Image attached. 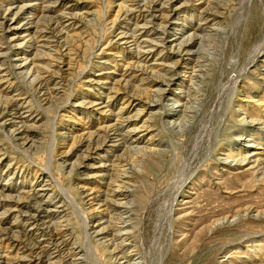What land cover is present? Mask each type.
Masks as SVG:
<instances>
[{
    "label": "rangeland",
    "instance_id": "374dc122",
    "mask_svg": "<svg viewBox=\"0 0 264 264\" xmlns=\"http://www.w3.org/2000/svg\"><path fill=\"white\" fill-rule=\"evenodd\" d=\"M186 1L0 0V97L15 100L0 105V127L18 114L28 128L13 143L10 122L0 131V248L39 239L23 221L39 205L37 215L51 210L67 241L50 264H264V50L234 94L227 86L264 35V0ZM171 14L180 30L167 33L176 43L191 39L190 59L172 70L168 47L138 60ZM161 52L168 72L152 74ZM190 67L200 71L191 82ZM158 76L173 79L167 100L151 94ZM99 99L107 108L89 107ZM122 120L127 131H147L124 130L123 146L146 151L111 166L121 151L102 144L100 127L113 131ZM88 134L102 144L94 154L82 142ZM49 157L56 185L42 168ZM190 166L198 167L167 218L174 178ZM101 200L109 206H94Z\"/></svg>",
    "mask_w": 264,
    "mask_h": 264
},
{
    "label": "bare ground",
    "instance_id": "6f19581e",
    "mask_svg": "<svg viewBox=\"0 0 264 264\" xmlns=\"http://www.w3.org/2000/svg\"><path fill=\"white\" fill-rule=\"evenodd\" d=\"M152 1V0H151ZM168 1V0H167ZM171 1V0H170ZM174 1V0H173ZM176 1V0H175ZM190 0H187L186 2L184 3H188ZM47 2V1H46ZM201 2L204 4V5H207L210 7V3L208 0H201ZM212 5L214 4L211 3ZM215 4H219V3H215ZM214 4V5H215ZM148 5V4H147ZM241 6V3L240 5ZM152 7V6H151ZM8 8V7H7ZM6 8V12L4 15H7L9 16L10 18L7 20V28L8 27H11L13 26V24L15 23L12 22L13 20V8L9 7L8 9ZM170 8V6H169ZM5 9V8H4ZM161 9V8H160ZM3 10V9H2ZM5 11V10H4ZM160 11V10H159ZM161 11L163 12V10L161 9ZM160 11V12H161ZM146 13V12H145ZM158 13V12H157ZM166 14V13H165ZM15 15V14H14ZM23 15V14H22ZM44 15V14H43ZM64 15V14H63ZM148 15V14H147ZM156 15V14H155ZM201 15V14H200ZM208 15V14H207ZM47 16V15H46ZM21 17V16H20ZM148 17V16H147ZM174 17L173 14L171 15H165L164 17V25H163V33H162V37L158 40V44H150L148 47H147V50L143 51L142 55H140L138 57V60H140L141 62L142 61H147V58L148 56L152 55L153 53L157 52V51H161V50H164L166 48H170V50L172 52H174V57H175V62L174 63H171L169 64L171 67L172 70H177L179 68V64L183 62H187L192 53L190 52V46H191V39L190 38H186L185 40L183 41H180L178 43H176L175 40H172V36H169V33H167L168 31L170 30H173V29H176L179 27H175L174 25V22L171 21ZM212 17V16H211ZM45 18V17H44ZM84 18V17H83ZM150 18V17H149ZM160 18V17H159ZM43 19V18H42ZM155 19V18H154ZM175 19V18H174ZM55 20V19H54ZM52 20V21H54ZM61 20V19H60ZM151 20V19H150ZM176 20V19H175ZM204 21H206V19H204ZM208 21V20H207ZM160 22V21H159ZM201 22V21H200ZM2 23V21H1ZM55 23V22H54ZM66 23V22H65ZM61 24V23H60ZM71 24V23H70ZM69 24V25H70ZM205 24V23H203ZM16 26V25H15ZM39 27V26H38ZM3 28V27H2ZM50 28V27H49ZM5 29V28H4ZM65 29V28H64ZM145 29V28H144ZM161 29V28H160ZM3 30V29H2ZM9 30V29H8ZM142 30V29H141ZM180 30V29H179ZM1 31V30H0ZM140 31V30H139ZM3 32V31H2ZM54 32V31H53ZM143 32V31H142ZM158 32V31H157ZM4 33V32H3ZM57 34V33H56ZM49 35V34H48ZM158 35V34H157ZM8 36V34H7ZM175 36V35H174ZM3 37V35H2ZM42 37V36H41ZM61 37V36H60ZM155 37V36H154ZM153 37V38H154ZM1 38V37H0ZM3 39V38H2ZM0 39V40H2ZM17 39V38H16ZM51 39V37H50ZM175 39V38H174ZM56 40V39H55ZM59 40V39H58ZM155 41V40H154ZM47 42V41H46ZM53 43V42H52ZM55 43V42H54ZM43 44V43H42ZM56 44V43H55ZM10 45V44H8ZM19 45V44H18ZM14 47V46H13ZM42 47V46H41ZM145 49V48H144ZM264 50V35L262 36L261 40L259 41L258 43V46L256 48V50H254L253 52L250 53V55L248 56V58L245 60V62L243 63V65L238 69V71L235 73V75L232 77V79L229 81L228 83V91L232 94L235 93V89H236V83L238 82L239 79H241L242 77H244L248 71H249V68L251 66H253V63L254 61L257 60L260 52H262ZM8 53V52H7ZM43 53V52H42ZM6 54V53H5ZM140 54V53H139ZM173 54V53H172ZM35 56V55H34ZM22 57V56H21ZM50 57V56H49ZM157 57H159L158 61L159 63L158 64H155L154 66L155 67H152V68H155V69H152V74H156L158 73V71H167V62H168V59L169 57L165 54H162L159 53L157 55ZM28 59V58H27ZM45 60V59H44ZM24 61V60H23ZM32 61V60H31ZM30 61V62H31ZM173 61V60H172ZM26 62V61H25ZM48 62V61H47ZM167 63V64H166ZM41 64V63H40ZM186 64V63H185ZM38 65V63H37ZM16 66V65H15ZM189 66V65H188ZM19 67V66H18ZM37 67V66H36ZM149 68V67H148ZM157 68V69H156ZM197 68V67H195ZM194 67H190L188 69H191L190 71V75H189V82L192 81V75L195 73V72H200L199 70L195 69ZM141 69V68H140ZM146 69V68H145ZM155 70V71H154ZM169 70V68H168ZM148 73V72H147ZM150 73V72H149ZM43 74V73H42ZM169 75V74H168ZM173 75V74H172ZM128 77V76H127ZM46 78V77H45ZM90 78V77H89ZM158 79L157 80H150V83L149 81H145V82H148L152 88V91H151V94L156 97L157 99H160V100H167V97L166 96H172V92H171V85H172V77H169L168 79H160L161 77L158 76L157 77ZM48 79V78H47ZM96 79V78H95ZM103 79V78H102ZM94 80V79H93ZM45 81V80H44ZM104 81V80H103ZM141 81V80H140ZM119 82V81H118ZM6 83V82H5ZM39 84H41V81H38ZM47 83V82H46ZM138 83V82H137ZM147 83V84H148ZM36 84V83H35ZM101 84V83H100ZM110 84V83H109ZM43 85V84H42ZM47 85V84H46ZM102 85V84H101ZM127 86L126 84L124 85V87ZM7 87V86H6ZM45 87V86H43ZM104 87V86H103ZM149 87V88H150ZM109 88V87H108ZM10 89V88H9ZM112 89V88H110ZM7 90V88H6ZM42 90V89H41ZM44 90V89H43ZM105 90V89H104ZM198 88L195 89V91H197ZM5 91V90H4ZM189 92V88L186 90V91H182L180 92L179 94V100L181 99L182 96H184V99L187 98V100L189 99V96H187V93ZM51 93V92H49ZM102 93V92H101ZM5 94H7V92H5ZM53 94V93H52ZM131 95V94H130ZM127 96V95H126ZM42 97V96H41ZM152 98V97H151ZM129 99V98H128ZM134 99V98H133ZM150 99V98H149ZM87 100V99H86ZM185 100V101H187ZM221 100V99H220ZM15 100L13 99V97H5V99H3L2 97H0V105L4 104V105H8L12 102H14ZM33 101V100H32ZM149 101V100H148ZM218 101V100H217ZM126 102V101H125ZM151 102V101H150ZM166 102V101H165ZM169 102V101H168ZM182 101H179L177 103H181ZM219 102V101H218ZM231 102V100H230ZM154 103V102H153ZM176 103V104H177ZM191 103L193 104L192 101H188V103L186 104H183V108L185 107V109L187 110V108H190V105ZM195 103V101H194ZM88 104L90 105L89 107H95L96 109L98 110H102L103 108H107V104L105 103V101H101L100 99L99 100H94V101H90L88 102ZM129 104V103H128ZM137 104V103H136ZM182 104V103H181ZM18 106H20L19 104H17ZM147 106L149 105H145V108H147ZM5 109V108H4ZM181 109V108H180ZM16 110V109H15ZM147 110V109H146ZM182 110V109H181ZM109 111V110H108ZM180 112V111H179ZM101 113V111H100ZM138 113V112H137ZM140 113V112H139ZM176 113V111H175ZM123 115V114H122ZM175 115V114H174ZM177 115V114H176ZM185 115V114H184ZM5 119V118H4ZM14 119H18L19 121L18 122H15L16 120ZM137 119V118H136ZM22 118L20 115L17 114V117H9L8 119H5L3 122H2V127H0V131H4L5 130V127L8 125V122H10V128L12 130H9V133L5 134L6 137H8V140H9V143H13V141H17L19 140V138H22V140H26L27 139V135H26V132H28V128L25 126V124L23 122H21ZM14 121V122H12ZM129 120H122V121H119L120 123L116 126H113L115 127L113 131H110V126H106L105 124L107 123H103L100 127V130H102L103 132V139H102V144H112L116 149H119L120 153H119V156L118 158L114 159L112 161V164L111 166H114L113 163H116V164H120L122 162V157L123 156H129L130 154L133 153H140L142 154V152L146 151L144 148V145L141 147H136L135 149H133V147H125L123 146V141L125 140V135L128 134L129 132H145L146 129H133L132 131H127L126 129H128L127 127L129 126ZM19 123V124H18ZM18 124V125H17ZM144 126V125H143ZM172 127V126H171ZM174 127V126H173ZM147 128V127H146ZM175 128V127H174ZM177 128V127H176ZM9 129V128H8ZM126 130V134L123 135V131ZM111 132V133H109ZM122 132V133H121ZM124 132V133H125ZM147 132V131H146ZM98 133V132H97ZM95 137V136H94ZM93 135H87L86 138H82V142L86 144V149H87V154H94L96 153L97 149L101 147L102 144H98V141H99V138L96 139V137L94 138ZM100 137V136H99ZM102 137V136H101ZM81 138V136H79V139ZM30 139V138H29ZM23 141V142H24ZM147 141V140H146ZM145 141V142H146ZM20 142V141H18ZM100 142V143H101ZM82 143V144H83ZM147 143V142H146ZM13 148H15L17 151H20L19 149H17V145H12ZM81 147V146H80ZM106 147V145H105ZM50 153V152H48ZM52 155V154H51ZM49 156V154H48ZM132 156V155H131ZM142 156V155H141ZM133 157V156H132ZM50 158V157H49ZM47 158V162H46V166L45 167H42L45 171H47V173L49 174V178L54 182V185H56V180L54 179L52 173H51V168H50V162H51V158L49 159ZM86 159V157H84ZM132 159V158H131ZM221 160H224L225 163H227L228 161L230 162L231 161H236L234 159H230L229 156H225V157H222ZM240 162H243L244 159H241L239 160ZM82 163V162H81ZM125 163V162H124ZM115 164V165H116ZM133 165V164H132ZM123 166V165H122ZM128 166V165H127ZM93 167V166H92ZM198 167V166H197ZM197 167H187L185 169H182V167L179 169L178 171V174L176 175V177L174 178L175 180L173 181L172 183V189L170 190V193L168 195V203H167V211H166V214L165 216L167 218H171L172 216V213L174 211V206L177 202V198H178V195L180 193V190L182 189V187L188 182V180L190 179L191 177V174H193L194 170L197 169ZM256 167V166H255ZM115 168V167H114ZM123 169V168H122ZM115 170V169H114ZM125 170V169H124ZM127 170V169H126ZM116 171V170H115ZM118 171V170H117ZM130 171V169H129ZM258 171V170H257ZM128 173V172H127ZM122 174V173H121ZM131 174V173H129ZM120 175V174H119ZM124 175V174H123ZM129 176V175H128ZM120 179V178H119ZM50 180V184L49 186L51 185L52 181ZM116 180V178H115ZM125 180V179H124ZM122 180V181H124ZM115 182V181H114ZM128 182V180L126 181ZM117 184V182H116ZM52 187V186H51ZM123 187V186H122ZM55 188V186H54ZM119 188V187H118ZM45 188H37L36 191L39 193V192H44ZM58 190V189H57ZM35 191V192H36ZM85 191V190H84ZM106 191V189H105ZM95 193V192H94ZM113 193H118V191L116 192H113ZM93 194V192H92ZM109 194V193H108ZM82 195V194H81ZM113 195V194H112ZM1 196L3 198H9V197H6V196H3V194L1 193ZM107 196V195H106ZM115 196V195H114ZM86 198L88 197V199L91 197L90 194L86 195L85 196ZM101 197V196H99ZM108 197V196H107ZM111 197V196H110ZM103 198V197H102ZM104 198H105V195H104ZM83 199V197H82ZM110 199V198H109ZM113 199V198H112ZM94 200V199H93ZM96 200V199H95ZM115 200V199H114ZM18 202L16 203H20V199L17 200ZM94 203V202H93ZM122 203V202H121ZM70 204V203H69ZM78 204V203H77ZM124 204V203H123ZM88 205V204H87ZM97 205L98 206H109L106 202V200H101V201H98L97 204H94V206ZM92 206V205H90ZM117 207L116 205H112L111 207ZM39 205H38V208H36V211L34 214H25L26 216H24L23 218V221L26 222V223H29L31 224L32 228H33V232H34V235L37 236L39 239L37 241H33V243H25L24 244V240L23 241H20L21 245L23 244V247L21 248H24L26 247L25 249L26 250H22L21 248H17V244L15 245H12L9 244L10 242L6 243V246L4 248H0V264H22V260L23 261H26L25 263L26 264H50V260L53 258L52 255L54 253H58V252H62L64 250L61 251L62 248H65L66 245H67V241L66 239H64V237L61 235V226L60 224L61 223H57V222H54L51 221L52 218L54 217V215L51 214V210H48V211H42L41 212V215L38 216L37 215V212L39 211ZM109 208V207H108ZM108 208L106 210H108ZM86 209V208H85ZM93 209V208H92ZM91 209V210H92ZM99 209V208H98ZM105 209V208H104ZM112 209V208H109V210ZM119 209V208H118ZM84 210V209H83ZM115 210V209H114ZM113 211V210H112ZM121 212V211H120ZM82 213V212H81ZM115 213V212H114ZM110 214V213H108ZM80 215V214H79ZM114 215V214H113ZM113 215H110V216H113ZM228 216V215H227ZM235 215H233L234 217ZM219 217V216H218ZM233 217H230L231 219ZM107 218V217H106ZM226 220L227 217H224ZM229 218V217H228ZM84 219L87 220V215H84ZM110 219V218H109ZM112 219V218H111ZM83 220V219H82ZM84 220V221H85ZM113 220V219H112ZM211 220V219H210ZM228 220V219H227ZM230 220V219H229ZM221 221V220H220ZM99 222V221H98ZM121 222V221H119ZM123 222V221H122ZM232 222V220H231ZM89 223V222H88ZM116 224V223H115ZM213 225V224H212ZM92 226V225H91ZM84 227V226H83ZM111 227V226H110ZM118 227V226H117ZM60 228V229H59ZM85 230H86V235H88V228L87 226L85 225ZM104 228V227H103ZM116 228V227H115ZM65 230V229H64ZM94 230V229H93ZM110 230V229H109ZM118 230V229H117ZM120 230V229H119ZM91 231V230H90ZM95 231V230H94ZM114 231V230H113ZM112 231V232H113ZM116 231V230H115ZM122 231V230H121ZM93 233V232H92ZM109 233V232H108ZM117 233V232H116ZM114 233V234H116ZM121 233V232H120ZM125 235V234H124ZM106 237V236H105ZM120 237V236H119ZM107 238V237H106ZM110 238V237H109ZM16 239V238H15ZM113 239V238H112ZM4 240V239H3ZM115 240V239H113ZM112 240V241H113ZM118 240V239H117ZM116 240V241H117ZM120 240V239H119ZM128 240V239H127ZM89 242V240H87ZM109 241V240H108ZM4 242H6L4 240ZM118 242V241H117ZM115 242V243H117ZM19 243V245H20ZM121 243V242H119ZM124 243V242H123ZM0 244L2 245V241H0ZM109 244V243H108ZM111 245V244H110ZM123 247V246H122ZM67 248V247H66ZM114 248L116 249V247L114 246ZM119 248V247H118ZM18 250L21 252L20 254H25L24 257H20L18 254ZM77 252V251H76ZM76 252L74 251H68V253H70L69 257L72 255L74 256L76 254ZM67 253V254H68ZM75 253V254H74ZM63 254V253H62ZM121 255V254H120ZM68 256V255H67ZM119 256V255H117ZM28 257V258H27ZM72 258V257H71ZM27 259V260H26ZM66 262L68 264H75L74 261L72 262V260H68V261H65V264Z\"/></svg>",
    "mask_w": 264,
    "mask_h": 264
}]
</instances>
